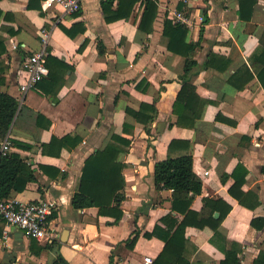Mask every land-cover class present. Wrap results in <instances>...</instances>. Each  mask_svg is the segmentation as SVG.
I'll return each mask as SVG.
<instances>
[{
  "label": "crops",
  "instance_id": "1",
  "mask_svg": "<svg viewBox=\"0 0 264 264\" xmlns=\"http://www.w3.org/2000/svg\"><path fill=\"white\" fill-rule=\"evenodd\" d=\"M31 1L40 9L29 8L30 0H0V91L19 102L8 137L36 178L11 199L49 200L55 240L50 247L0 218V264H51L59 255L68 264L154 261L164 242L145 233L162 226L160 220L169 214L178 221L184 216L172 211V190H155L154 166L184 154H191L192 171L202 182L190 209L207 217L212 208L204 207L205 199L231 206L216 231L186 227L188 264H264V84L258 78L260 73L264 81V0L252 7L245 3L243 17L239 0H155L149 30L138 28L145 7L140 0L129 19L110 22L106 15H114L117 0L106 11L105 0H80L75 14L58 8L46 12L41 0ZM183 9L193 23L184 27L196 62L187 82L200 100L193 107L201 112L194 127L176 123L173 105L186 59L167 49L164 35L165 21L173 24L171 13ZM59 24L73 28L74 37ZM43 49L54 58L49 64L57 75L55 86L62 83L55 98L37 86L26 94L20 90L27 81L23 62ZM143 105H154L155 112L142 111ZM139 111L137 119L132 113ZM148 114L153 119L146 123ZM217 115L232 123L216 120ZM65 136L73 140L42 151L53 137ZM172 141L179 143L169 150ZM108 144L121 149L117 162L124 165L123 215L117 222L99 215L96 207L72 205L86 158ZM136 234L129 248L126 242Z\"/></svg>",
  "mask_w": 264,
  "mask_h": 264
},
{
  "label": "trees",
  "instance_id": "2",
  "mask_svg": "<svg viewBox=\"0 0 264 264\" xmlns=\"http://www.w3.org/2000/svg\"><path fill=\"white\" fill-rule=\"evenodd\" d=\"M114 1L115 0H105L102 3L103 10H108ZM117 1L118 7L114 15L112 17L106 15L105 20L108 22L118 19H129L133 5L137 0ZM239 1L241 16V10L245 6V3L248 7H252L256 2V0ZM31 2L32 1L30 0L28 5L29 8L37 7L40 9L39 6L33 5ZM144 5L145 7L138 28L140 30H149L148 28L150 27L148 26H151L153 23L157 12V6L155 0H145ZM59 27L71 38L76 34V31H73V28L67 29L60 24ZM187 33L188 30L182 25L171 24L168 21H165L164 23V35L169 38L167 49L174 54L184 56L186 59L184 75L182 77L183 84L174 101L173 113L177 116L176 123L178 126L194 127L195 121L200 117L201 112H195L193 108L194 104H198L200 100H198L197 94L195 93V88L187 82L189 73H191L193 67L196 65L195 60L191 58L194 51V45L185 42ZM82 48L83 45L80 50H82ZM3 52L4 49L0 52V55ZM29 57L30 55L26 57V59ZM213 58V56H210L209 61H212ZM53 59L54 58H51L48 55L45 57V64L49 69V75L42 81L38 82L36 86L46 95L55 98L62 83H57V86H55L57 75L53 68H50L51 66L49 64ZM54 62L55 64L65 66L62 62L56 59ZM258 78L264 84L260 73L258 74ZM248 80L249 79L244 81V83ZM3 82L4 80L0 77V85ZM240 87H243V85ZM153 106L154 105H143L142 111L150 108L153 113L155 112ZM18 107L19 102L14 97L0 91V144L9 134L10 128L16 118ZM132 114L137 119H140L139 115L141 114V111ZM152 119L153 115L148 114L145 122L147 123ZM217 119L232 123L220 115L216 116V120ZM112 139L126 146L130 145V141L128 140L116 136H112ZM69 140L73 139L69 136H65L62 139L53 137L49 144L42 145V151L45 152L47 147H53L55 145L60 147L64 146ZM74 140V142H78L80 139ZM178 143L179 142L177 141H172L169 145V150ZM11 144L13 145L12 141ZM14 147L24 148L25 146L14 142ZM28 147L29 146H26V148ZM59 151L60 149L55 154H58ZM120 152L121 149L117 146L108 144L102 150H98L86 158L82 168L79 188L77 192H75L72 200V205L75 209L96 207L101 216L113 217L115 222L121 219L123 212L120 205L124 200L123 190L125 183L122 174L124 165L117 162V157ZM192 162L191 154H184L174 158L168 156L167 159L156 162L154 166L153 183L155 190H172V211L184 216L181 221H178L174 214H169L160 220L162 226L156 225L152 233H145L146 237H158L164 242V247L161 253L152 264H188V261L184 257L187 242L185 238L186 227L190 225L199 229L210 227L216 231L223 217L227 215L231 209V206L222 200L213 201L208 199L204 200V207L211 204L212 209L207 217H204L203 213H196L190 209L193 198L196 195H199L202 191V182L193 173ZM35 179L34 169L18 153L12 151L6 156L0 155V200L11 199L14 194L23 192L26 189L27 184L29 182H34ZM214 211L220 213L218 218L213 217ZM251 224L257 226L255 221H252ZM137 237L138 235L136 234V237L126 242L129 248L134 246ZM226 256L228 258L229 252ZM226 261H224V264H226ZM51 264L68 263L61 255H59ZM255 264L258 263L256 262Z\"/></svg>",
  "mask_w": 264,
  "mask_h": 264
},
{
  "label": "built area",
  "instance_id": "3",
  "mask_svg": "<svg viewBox=\"0 0 264 264\" xmlns=\"http://www.w3.org/2000/svg\"><path fill=\"white\" fill-rule=\"evenodd\" d=\"M54 8L60 9L64 14H75L81 8L80 0H41L43 11L48 12ZM169 19L175 25L193 27L191 17L184 9L174 11ZM46 55V50L43 49L34 52L23 62L21 71L27 74V81L20 86L22 93L26 94L49 75V69L45 64ZM11 151V140L7 136L0 144V155L6 156ZM208 173L204 172V175L208 176ZM52 211L53 206L49 200L41 199L34 202H20L15 199L0 200V218L5 224L21 230L27 237L44 244H51L55 240L54 231L50 226ZM152 262L151 258H144L145 264H152Z\"/></svg>",
  "mask_w": 264,
  "mask_h": 264
}]
</instances>
